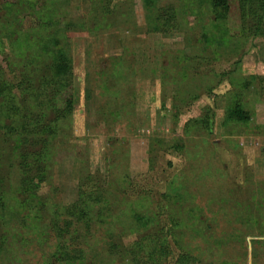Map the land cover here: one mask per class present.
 Listing matches in <instances>:
<instances>
[{
	"label": "rangeland",
	"instance_id": "1",
	"mask_svg": "<svg viewBox=\"0 0 264 264\" xmlns=\"http://www.w3.org/2000/svg\"><path fill=\"white\" fill-rule=\"evenodd\" d=\"M231 4L218 17L212 0H0L4 76L27 95L66 70L73 100L37 114L35 196L16 165L25 134L0 130V264H150L153 234L172 249L160 264H264V35ZM81 189L106 198L62 213Z\"/></svg>",
	"mask_w": 264,
	"mask_h": 264
},
{
	"label": "trees",
	"instance_id": "2",
	"mask_svg": "<svg viewBox=\"0 0 264 264\" xmlns=\"http://www.w3.org/2000/svg\"><path fill=\"white\" fill-rule=\"evenodd\" d=\"M231 1L212 0V7L215 9L218 17L222 16L223 13L226 14L231 11ZM236 7L239 11V18L242 21L244 31L252 32L255 35H264V0H236ZM167 21L168 20H164L162 22L165 24ZM49 71L51 75L45 76L43 84L40 85V89H37V91H40L39 93H37V91H31L27 95H23L21 92L25 91V89L22 87V82H12L7 79L0 70V130L3 129L7 136L16 132V128H18L25 134L22 138L28 142L27 146L31 144L30 149H28L27 146L25 149L23 148L20 152L21 160L19 164H16L17 168L22 172L21 183L24 190L27 192L26 196H31V194L35 196L38 181L45 177L44 171L46 169V145L48 137H41L40 134L42 132L48 133L49 131L45 127H42L39 122L42 117L37 115L39 110L44 106H42V104L46 101V103L50 102L54 105L59 114H62L73 104L71 98H65L66 96L71 97L72 86L67 80L68 77H71V74L61 69L54 72L53 67H51ZM15 88L22 91L17 93ZM49 91L51 92L50 94ZM44 98H46V100L42 101ZM63 106H66V108ZM31 113L35 115H31ZM235 114L240 120L248 118V115L243 113L239 105L235 108ZM5 120H9L10 124H4L3 122ZM38 142L41 143L40 147L35 145ZM4 184V179L0 178V230L6 226L11 219V215L7 213V207L3 197L5 191ZM93 196H96L94 197L96 201L98 197L101 199L106 198L105 194L102 192L94 190L88 192V190L81 189L80 201L63 206L61 209L62 213H86L89 210L88 207L92 206L90 202H92ZM35 201L34 199H29L25 201V204L30 210H34L35 206H38ZM52 211L53 215L59 216V214H61L60 207L58 206H55ZM53 223L55 226L59 224L57 219H54ZM155 242L156 246H152ZM167 244L166 238L159 239L158 234L145 236L139 243L141 247H145L147 251L146 259L150 264L163 263V260H166V254H172L171 246ZM158 247H162L164 250L159 251ZM55 259L60 262L65 261L62 256L56 257ZM175 264H181L180 259H178Z\"/></svg>",
	"mask_w": 264,
	"mask_h": 264
}]
</instances>
